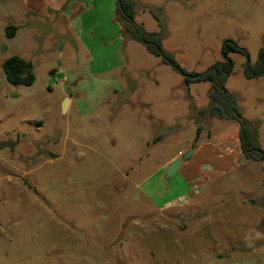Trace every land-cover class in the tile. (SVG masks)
<instances>
[{"label": "rangeland", "instance_id": "374dc122", "mask_svg": "<svg viewBox=\"0 0 264 264\" xmlns=\"http://www.w3.org/2000/svg\"><path fill=\"white\" fill-rule=\"evenodd\" d=\"M136 2L135 22L187 76L223 63L225 42L246 52L229 53L226 86L258 123L264 148V75H244L264 48V0ZM24 22L0 5V142L15 145L0 151V264H264L259 246L228 242L261 228L264 206L240 204L262 193V164L247 161L169 210L159 208L181 191L152 198L179 151L238 136L237 121L200 114L211 84L187 85L130 38L99 28L76 35L64 20ZM12 24L19 33L9 39ZM13 56L33 63L32 86L7 82L3 64ZM223 193L233 204L224 218Z\"/></svg>", "mask_w": 264, "mask_h": 264}, {"label": "crops", "instance_id": "0c3cea01", "mask_svg": "<svg viewBox=\"0 0 264 264\" xmlns=\"http://www.w3.org/2000/svg\"><path fill=\"white\" fill-rule=\"evenodd\" d=\"M112 4L114 5V0H0V5H2L7 18L11 19V17H18L21 19L22 23L25 21L24 25L26 26L32 24L35 25L39 20L52 22L56 19L66 21L69 24L71 31L76 35H93L94 31L99 28L100 32L104 35L110 33V35L121 36V27L113 21L115 10L114 8L112 10ZM5 8L7 9V12ZM89 23H91V25L89 29L86 30L87 32H85L84 27ZM79 24H81L80 28H77ZM26 30H28V28H26ZM18 31L16 36L19 33ZM102 33L99 35H102ZM236 128L240 134V125ZM239 134L232 139V141L218 140L219 146L213 143L212 140H208L205 144H201L193 150L194 155L191 160L184 162L178 172L172 176V178L170 177L171 179L168 183L167 181L164 183L163 180L158 181L159 186L156 187V190L152 193V198L155 202L161 198L164 199L163 196L167 193L169 195V192L172 189L181 191L182 195L181 197L178 196L174 199V196H172V200L168 199L166 204L159 209L162 211L164 209H172L174 208V205L170 204V201L175 200L176 203H181L183 201L181 200L183 199V196L193 197L197 195V190L202 186L221 179L227 174L237 170L238 167L245 166L247 160H241L239 158V155H243L241 148L239 147L240 154L237 148V146L240 145ZM182 155V151H179L164 165L160 171L163 173L164 177L165 172L171 163L176 159L181 158ZM260 187L262 188L261 194L252 196L249 194H243L240 206L245 208L248 200L257 202L255 206L252 205L253 207H257L258 205L264 206V203L261 202L264 197L263 184H261ZM200 195H202V193ZM219 195H221V193H219ZM231 196L232 194L223 193L222 197H220V203L216 204L217 217L221 215L224 218L227 211L233 209L232 202L228 203L226 201L227 198H231ZM218 199L216 201H218ZM232 200L233 199H231V201ZM223 201L226 202L224 203ZM236 204L239 205L238 202H236ZM248 205H251V203ZM260 227L261 228L256 234L250 236L246 235L243 237V240L240 238L239 241L231 238L228 242L232 245H236L240 242L242 245L246 246H248L246 243H252L254 248L259 246L264 255V233L262 232L264 231V218L260 223Z\"/></svg>", "mask_w": 264, "mask_h": 264}, {"label": "trees", "instance_id": "16d2710c", "mask_svg": "<svg viewBox=\"0 0 264 264\" xmlns=\"http://www.w3.org/2000/svg\"><path fill=\"white\" fill-rule=\"evenodd\" d=\"M138 11L136 0H117L115 21L121 25L122 38H130L143 44L150 53L160 56L164 62L171 60L161 49L160 38L157 35L147 33L141 26L135 22V15ZM18 28L9 25L5 28L7 38H14ZM126 37V38H125ZM223 56H228L231 52H246L238 47L235 42H225L222 47ZM227 67V61L217 63L205 73L188 75L184 81L188 85L195 82H209L211 91L209 93V106L201 110L202 116L217 115L221 120H235L240 125V148L243 158L249 162L262 164L263 172V190H264V148L261 144L259 125L256 122L245 119L238 105V98L232 94L226 86L230 76L231 67L222 72ZM33 63L19 56H13L7 59L3 64V72L8 83L15 86H32L35 82ZM244 75L248 79L260 78L264 75V48L259 52L258 62L255 66L249 63L245 65ZM250 203L255 201L250 200Z\"/></svg>", "mask_w": 264, "mask_h": 264}, {"label": "water", "instance_id": "95a60500", "mask_svg": "<svg viewBox=\"0 0 264 264\" xmlns=\"http://www.w3.org/2000/svg\"><path fill=\"white\" fill-rule=\"evenodd\" d=\"M223 57L227 61V67L222 72H224L225 70H227L231 67V62L228 60V56H223ZM167 62L172 68L177 70L184 78L187 77V74L184 71H182L173 61L167 60ZM196 77L197 76H193L192 78H196ZM66 109H67V102L64 103V105H63L64 112ZM14 146L15 145L12 142H0V151L7 149V148L13 149ZM193 155H194V151L191 150V151L187 152L186 154L182 155L181 158L173 161L171 163V165L166 170V177L170 178V177L174 176L178 172L179 168L184 164V162L191 160Z\"/></svg>", "mask_w": 264, "mask_h": 264}]
</instances>
